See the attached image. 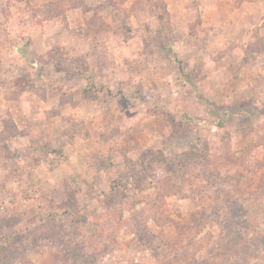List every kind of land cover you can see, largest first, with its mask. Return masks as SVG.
Wrapping results in <instances>:
<instances>
[{
  "label": "rangeland",
  "instance_id": "obj_1",
  "mask_svg": "<svg viewBox=\"0 0 264 264\" xmlns=\"http://www.w3.org/2000/svg\"><path fill=\"white\" fill-rule=\"evenodd\" d=\"M0 264H264V0H0Z\"/></svg>",
  "mask_w": 264,
  "mask_h": 264
},
{
  "label": "trees",
  "instance_id": "obj_2",
  "mask_svg": "<svg viewBox=\"0 0 264 264\" xmlns=\"http://www.w3.org/2000/svg\"><path fill=\"white\" fill-rule=\"evenodd\" d=\"M57 152V151H56ZM55 165H57V164H53V166H55Z\"/></svg>",
  "mask_w": 264,
  "mask_h": 264
}]
</instances>
